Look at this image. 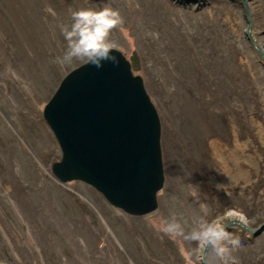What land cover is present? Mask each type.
Masks as SVG:
<instances>
[{
	"label": "rangeland",
	"instance_id": "rangeland-1",
	"mask_svg": "<svg viewBox=\"0 0 264 264\" xmlns=\"http://www.w3.org/2000/svg\"><path fill=\"white\" fill-rule=\"evenodd\" d=\"M102 46L136 51L158 114L163 180L144 214L49 169L42 105ZM214 142L247 155L241 177L212 182ZM262 222L264 0H0V261L264 264Z\"/></svg>",
	"mask_w": 264,
	"mask_h": 264
},
{
	"label": "water",
	"instance_id": "water-1",
	"mask_svg": "<svg viewBox=\"0 0 264 264\" xmlns=\"http://www.w3.org/2000/svg\"><path fill=\"white\" fill-rule=\"evenodd\" d=\"M136 69L135 50L126 57L117 47H98L63 74L41 108L60 152L51 174L81 180L133 215L155 208L163 180L158 114ZM262 230L264 222L250 236Z\"/></svg>",
	"mask_w": 264,
	"mask_h": 264
},
{
	"label": "bare ground",
	"instance_id": "bare-ground-1",
	"mask_svg": "<svg viewBox=\"0 0 264 264\" xmlns=\"http://www.w3.org/2000/svg\"><path fill=\"white\" fill-rule=\"evenodd\" d=\"M213 151L215 153L217 163L222 169L221 173L217 172L212 177V182L214 184H219L223 181H226L225 179H231L232 177H241L240 173L242 170L238 165L239 161L243 160L247 163H250V159L247 157V155H244V153H242L237 147L227 148L224 145L222 146L216 143L213 145ZM239 217L243 218V215H239Z\"/></svg>",
	"mask_w": 264,
	"mask_h": 264
}]
</instances>
